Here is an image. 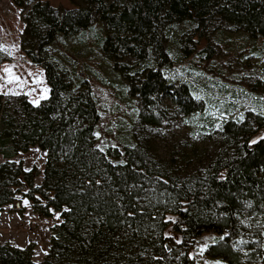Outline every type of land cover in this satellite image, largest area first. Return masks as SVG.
<instances>
[{"label": "trees", "instance_id": "1", "mask_svg": "<svg viewBox=\"0 0 264 264\" xmlns=\"http://www.w3.org/2000/svg\"><path fill=\"white\" fill-rule=\"evenodd\" d=\"M13 2L31 3L20 43L29 59L42 66L49 94L33 103L24 93L11 100L0 91V206L15 203L20 193L38 216L58 212L60 220L51 226L41 260H33V243L20 247L0 242V264H193L190 249L208 231L218 236L206 246L207 255L221 257L225 264H241L243 256L264 264L261 241L246 240L245 252L236 245L240 237L249 238L251 228L259 238L264 230V223H258L264 222V117L247 112L239 121L224 118L220 131L229 151L218 152L193 174L181 173L174 157L157 161L140 138L132 145L99 147L94 136L99 112L89 80L79 70L75 78L46 48L59 36L88 27L91 9L59 8L49 0ZM96 2L107 29L100 36L103 48L116 51L115 56L116 49L124 48L148 65L130 88L140 98L141 120L149 123L160 116L153 111L159 110L164 90L184 114L201 113L203 105L193 98L191 86H174L162 73L170 61L164 33L188 21L199 41H206L205 50L211 49L209 29L220 21L252 37L264 36V0ZM237 83L264 90V80L257 76H242ZM32 145L46 154L39 184L34 181L37 166L25 168L13 158ZM168 228L181 236V254L165 242Z\"/></svg>", "mask_w": 264, "mask_h": 264}, {"label": "rangeland", "instance_id": "2", "mask_svg": "<svg viewBox=\"0 0 264 264\" xmlns=\"http://www.w3.org/2000/svg\"><path fill=\"white\" fill-rule=\"evenodd\" d=\"M102 1L106 6L111 2L118 3V0ZM49 2L59 8L84 5L92 11L88 27L69 37L59 36L46 48L49 56L75 78H78L76 71L79 70L89 80L99 112L94 130L99 147L132 145L140 138L141 145L148 147L150 156L157 161L169 162L174 157L181 173L193 174L202 171L218 152L229 151L220 131L224 118L239 121L247 112L264 117V90L251 91L237 83L238 78L248 75L264 80V36L252 37L233 24L220 21L219 27L209 29L211 49L205 50L206 41H199L188 21L164 33L162 42L170 61L161 67L162 73L174 86L180 83L191 86L193 98L203 105L201 113L184 114L171 92L164 90L159 94V110L153 111L160 116L157 121L149 123L141 120L140 98L130 88L140 78L142 68L148 65L124 48L117 47L116 56V51L109 49V53L103 48L100 36L107 29L98 12V2ZM30 4L19 6L13 0H0V48L4 51L1 53L4 57L0 59V91L3 97L11 100L13 95L24 93L31 102L37 103L48 96L49 87L42 66L31 61L21 48L23 17ZM148 56L147 61L152 64V50H148ZM248 122L255 127L253 122ZM260 134L259 131L254 137ZM45 156L43 149L32 145L28 151L13 158L22 160L25 168L36 165L40 173L34 181L39 184L43 178ZM3 159L0 156V161ZM16 203L24 209L17 208ZM251 219L245 217L247 222ZM59 220L58 212L50 217L38 216L32 211L28 199L17 193L15 203L0 206V242L20 247L33 243V260H41L49 247L51 226ZM166 232L169 236L165 240L167 245L179 254L184 252V246L179 244L181 236L170 228ZM260 233L259 238L251 228L249 238L240 237L236 245L245 252L246 240L264 244L262 228ZM217 236V233L208 231L196 238L190 249L193 264H225L221 257H211L205 252L206 246ZM241 264L254 263L243 256Z\"/></svg>", "mask_w": 264, "mask_h": 264}, {"label": "built area", "instance_id": "3", "mask_svg": "<svg viewBox=\"0 0 264 264\" xmlns=\"http://www.w3.org/2000/svg\"><path fill=\"white\" fill-rule=\"evenodd\" d=\"M0 51L4 52L1 48H0Z\"/></svg>", "mask_w": 264, "mask_h": 264}]
</instances>
